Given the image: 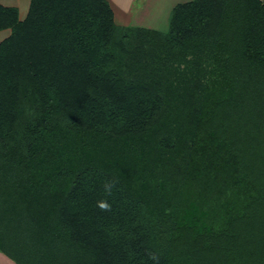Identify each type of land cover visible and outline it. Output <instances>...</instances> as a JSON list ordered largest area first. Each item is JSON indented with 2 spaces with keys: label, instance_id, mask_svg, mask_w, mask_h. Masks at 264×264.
I'll list each match as a JSON object with an SVG mask.
<instances>
[{
  "label": "trees",
  "instance_id": "obj_1",
  "mask_svg": "<svg viewBox=\"0 0 264 264\" xmlns=\"http://www.w3.org/2000/svg\"><path fill=\"white\" fill-rule=\"evenodd\" d=\"M3 29L2 253L264 264V0L177 2L165 31L108 0L0 3Z\"/></svg>",
  "mask_w": 264,
  "mask_h": 264
},
{
  "label": "rangeland",
  "instance_id": "obj_2",
  "mask_svg": "<svg viewBox=\"0 0 264 264\" xmlns=\"http://www.w3.org/2000/svg\"><path fill=\"white\" fill-rule=\"evenodd\" d=\"M5 4H15L20 6L22 10H27V4L30 0H0ZM132 11L137 9L138 16L133 20L134 25H139L159 29L165 31L167 29V20L169 11L172 6L181 1L186 0H133ZM25 3L26 5H24ZM137 3V4H136ZM22 4V5H21ZM136 7V8H135ZM9 29L0 30V39L9 34ZM0 264H15L9 257L0 251Z\"/></svg>",
  "mask_w": 264,
  "mask_h": 264
},
{
  "label": "crops",
  "instance_id": "obj_3",
  "mask_svg": "<svg viewBox=\"0 0 264 264\" xmlns=\"http://www.w3.org/2000/svg\"><path fill=\"white\" fill-rule=\"evenodd\" d=\"M8 1H10V0H8ZM108 1H109L110 5L113 9L114 20L117 24L134 25L133 20H135L136 16H138V12H137L138 8L135 7L136 10L132 11L131 5H133V2H134L133 0H108ZM19 2H21V1H19ZM0 3H2V2L0 1ZM2 4L8 5V6H16L15 4H9V3L8 4L2 3ZM23 4L26 5L25 3H23ZM28 6H29V4H27V8H26L27 10H28ZM16 7L19 10V17L23 18L25 16L27 10H22V8L20 6H18V4ZM139 25H141V24H139Z\"/></svg>",
  "mask_w": 264,
  "mask_h": 264
},
{
  "label": "clouds",
  "instance_id": "obj_4",
  "mask_svg": "<svg viewBox=\"0 0 264 264\" xmlns=\"http://www.w3.org/2000/svg\"><path fill=\"white\" fill-rule=\"evenodd\" d=\"M113 187H114V183H112V182H106L104 184V191H105V193H107L108 195H111ZM97 207L101 211H110L111 210L110 203L107 200H105V199H102V200L97 201ZM151 258L153 260H156L157 259V257L155 255H153Z\"/></svg>",
  "mask_w": 264,
  "mask_h": 264
}]
</instances>
